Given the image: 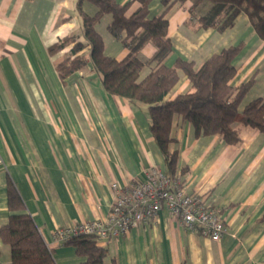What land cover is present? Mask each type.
I'll use <instances>...</instances> for the list:
<instances>
[{
	"label": "crops",
	"instance_id": "1",
	"mask_svg": "<svg viewBox=\"0 0 264 264\" xmlns=\"http://www.w3.org/2000/svg\"><path fill=\"white\" fill-rule=\"evenodd\" d=\"M98 11L91 0H0V231L12 215L8 191L14 187L57 264L85 261L56 240L58 229L107 217L114 183L125 187L152 166L168 172L147 104L109 94L91 61L65 80L58 73V63L73 58V45L55 54L50 47L72 35L86 43L83 14ZM163 11V0H152L149 18ZM165 15L174 47L167 66L183 59L199 68L242 44L231 85L257 74L242 109L264 98V41L247 15L225 31L203 28L193 0L175 3ZM112 21L103 15L96 31L104 54L122 60L129 50L109 32ZM155 51L149 43L141 54L150 59ZM79 54L89 55V48ZM154 66H146L142 78ZM179 77L167 99L190 90L187 75L179 71ZM179 121L174 118L170 145L179 150L177 175L188 192L207 195L219 208L227 233L220 241L190 233L162 210L151 223L101 243L110 253L105 264H264V133L237 124L240 142L230 145L217 135L197 137ZM0 264H11L1 235Z\"/></svg>",
	"mask_w": 264,
	"mask_h": 264
},
{
	"label": "trees",
	"instance_id": "2",
	"mask_svg": "<svg viewBox=\"0 0 264 264\" xmlns=\"http://www.w3.org/2000/svg\"><path fill=\"white\" fill-rule=\"evenodd\" d=\"M91 1L99 11L95 16L83 14L86 43L80 41V35H72L50 47V53L55 54L73 45V58L60 61L58 73L65 80L86 68L91 61L109 94L147 104L151 131L164 154L170 177L179 178V150H170V145L175 142L171 135L175 117L180 119V124L189 123L195 136L217 135L230 145L240 142L237 124L264 133V98H256L242 109L246 96L256 84L257 74L240 86L231 85L238 72L234 61L242 52V44L214 54L199 68L194 62L183 59H178L172 67L166 65L174 47L165 14L175 3L185 0H163V13L154 18H149L152 0H132L126 4H119L116 0ZM135 3L137 8L130 15L129 9ZM193 6L203 28L216 27L220 31L234 27L237 18L245 14L264 41V0H193ZM105 14L113 16L109 32L129 50L122 60L104 54V42L96 31V25ZM149 43L156 47V51L150 59H146L141 52ZM86 47L90 54H79ZM152 64L155 66L151 72L142 78L144 68ZM179 71L187 75L190 90L167 99L180 78ZM8 193L12 215L8 224L1 228L0 235L10 247L11 264H57L53 250L46 244L34 219L25 212L18 191L10 187ZM67 242L79 256L85 258L82 264H105L110 254L109 249L91 235L72 237Z\"/></svg>",
	"mask_w": 264,
	"mask_h": 264
},
{
	"label": "built area",
	"instance_id": "3",
	"mask_svg": "<svg viewBox=\"0 0 264 264\" xmlns=\"http://www.w3.org/2000/svg\"><path fill=\"white\" fill-rule=\"evenodd\" d=\"M114 201L104 219L75 224L56 231L60 243L91 235L100 243L125 236L131 229L154 221L166 210L187 231L220 241L227 229L219 208L202 193H190L180 178L158 166L145 170L125 187L112 185Z\"/></svg>",
	"mask_w": 264,
	"mask_h": 264
}]
</instances>
